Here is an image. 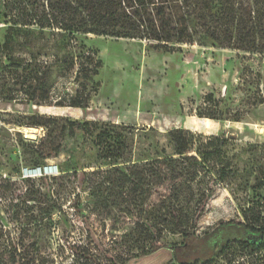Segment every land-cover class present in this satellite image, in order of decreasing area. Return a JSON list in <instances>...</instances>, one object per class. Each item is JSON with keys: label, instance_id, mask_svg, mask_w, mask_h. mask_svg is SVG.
<instances>
[{"label": "rangeland", "instance_id": "374dc122", "mask_svg": "<svg viewBox=\"0 0 264 264\" xmlns=\"http://www.w3.org/2000/svg\"><path fill=\"white\" fill-rule=\"evenodd\" d=\"M3 37L1 32V44ZM79 43L75 56H94L101 63L98 75L89 76L94 66L84 58L70 70L48 62L47 91L36 81L45 69L38 62L27 64L34 50H14L17 67L8 60L12 53L0 48V264H11L13 244L32 264H127L155 240L169 249L179 247L175 254L163 251L128 264L208 260L225 239L213 234L200 243L188 235L180 246L182 236L169 232L164 222L166 189L129 209L103 211L90 179L98 169L113 166L101 160L105 143L99 144L97 135L109 133L111 145L121 136L129 152L127 165L172 154L168 133L174 129L232 137L236 142L228 152L238 177L218 185L195 232L201 238L220 223L242 221L241 211L258 208L264 197L253 189L255 179L264 175V55L198 44L165 53L146 41L93 35L80 36ZM76 97H88L86 110L71 107ZM198 108L227 120L199 118ZM69 120L89 124L88 130L69 131ZM39 165L57 167L58 176L44 183L19 178L22 168ZM73 172L89 173L86 183L80 185ZM244 236L235 231L230 238ZM247 253L233 245L211 264L248 262Z\"/></svg>", "mask_w": 264, "mask_h": 264}, {"label": "trees", "instance_id": "16d2710c", "mask_svg": "<svg viewBox=\"0 0 264 264\" xmlns=\"http://www.w3.org/2000/svg\"><path fill=\"white\" fill-rule=\"evenodd\" d=\"M0 25V33H4L0 48L12 53L8 60L14 63L13 66L18 67L19 63L14 55L17 48L36 52L27 64L30 67L38 62L45 69L42 78L37 76L36 81L46 91L49 90L51 68V65L47 66L48 62L61 64L70 70L76 59L84 58L94 66L89 76L98 75L101 63L95 62L94 56L86 53L75 56V52L81 48L80 36L141 40L165 53L180 50L179 46L182 45L198 44L264 55V0H0ZM207 98L214 100L211 94ZM217 104L215 101L216 107ZM71 107L86 110L88 97H76ZM197 116L227 120L216 117V113L205 114L199 108ZM67 125L72 132L86 131L89 127V124L76 120L67 121ZM168 137L172 154L141 158L137 163L127 165L130 163L126 158L129 152L123 149L125 142L121 136L113 139V145L112 141L107 144L112 139L109 133L101 130L97 139L99 144H105L99 155L101 160L113 167L98 169L91 175L89 187L99 206L106 214L113 209H129L161 188L166 189L167 219L164 222L169 232L182 236L180 246L186 245L188 235L200 243L213 234L225 239L211 258L191 264H211L215 257L224 256L233 245L241 246L248 252L246 258L250 257L248 262L238 261V264H264V197L257 203L258 208L250 206L241 211L242 221L220 223L201 238L195 232L218 185L227 184L238 177L235 158L228 152L236 140L226 136L194 135L183 129L171 130ZM88 174L71 173L81 179L80 185L86 183ZM262 174L255 179L253 189L256 195H264ZM52 178L43 177L39 181L44 183ZM76 198L75 209L78 196ZM235 231L246 236L230 238ZM177 247L169 249L155 240L148 251H142L128 263L163 251L175 254ZM9 248L11 264H32L26 262L25 252L20 251L19 245L13 244ZM234 263L236 261L232 259L227 262ZM166 264L188 263L170 260Z\"/></svg>", "mask_w": 264, "mask_h": 264}, {"label": "built area", "instance_id": "2783aa9c", "mask_svg": "<svg viewBox=\"0 0 264 264\" xmlns=\"http://www.w3.org/2000/svg\"><path fill=\"white\" fill-rule=\"evenodd\" d=\"M58 174L57 167L45 165L38 168H22L19 178L21 180H40L43 177H56Z\"/></svg>", "mask_w": 264, "mask_h": 264}, {"label": "bare ground", "instance_id": "6f19581e", "mask_svg": "<svg viewBox=\"0 0 264 264\" xmlns=\"http://www.w3.org/2000/svg\"><path fill=\"white\" fill-rule=\"evenodd\" d=\"M27 133H28V131H27Z\"/></svg>", "mask_w": 264, "mask_h": 264}]
</instances>
